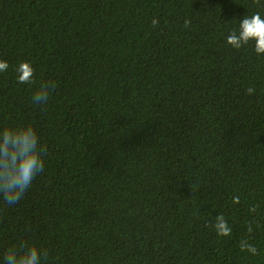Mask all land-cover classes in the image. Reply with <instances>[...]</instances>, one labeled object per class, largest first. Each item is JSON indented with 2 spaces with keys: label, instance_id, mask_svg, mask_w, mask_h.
I'll use <instances>...</instances> for the list:
<instances>
[{
  "label": "trees",
  "instance_id": "trees-1",
  "mask_svg": "<svg viewBox=\"0 0 264 264\" xmlns=\"http://www.w3.org/2000/svg\"><path fill=\"white\" fill-rule=\"evenodd\" d=\"M257 12L264 0H0V130L30 125L46 149L22 199L0 198V264L24 244L42 264H264V54L227 43Z\"/></svg>",
  "mask_w": 264,
  "mask_h": 264
},
{
  "label": "clouds",
  "instance_id": "clouds-1",
  "mask_svg": "<svg viewBox=\"0 0 264 264\" xmlns=\"http://www.w3.org/2000/svg\"><path fill=\"white\" fill-rule=\"evenodd\" d=\"M259 3V0H255ZM152 26L159 25V20L154 18ZM190 21H185V27L190 26ZM249 41L255 42V51L258 55L264 54V18L260 13L252 16H244L240 21L239 32L232 31L227 36V43L239 49L247 45ZM8 64L0 60V72L6 71ZM17 81L21 84L33 83L34 69L28 62H22L17 67ZM54 83H46L33 95V102L44 103L49 96V87H54ZM247 94L252 95L255 89L249 87ZM46 149L39 147L38 135L32 126L12 128L5 127L0 130V198L7 205L17 204L29 189L34 178L43 172L44 160L42 153ZM239 197H233V203L239 204ZM255 212L256 209L252 208ZM215 230L218 236H230L231 228L223 215L216 216ZM252 232L251 225L248 227ZM241 251H247L252 255H257L255 246L246 241L241 242ZM4 264H42V252L35 245L24 244L19 250L15 247L9 249L4 255Z\"/></svg>",
  "mask_w": 264,
  "mask_h": 264
}]
</instances>
